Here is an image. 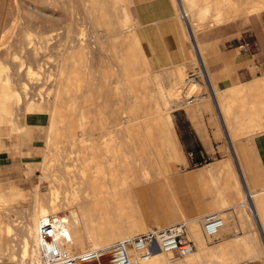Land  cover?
I'll list each match as a JSON object with an SVG mask.
<instances>
[{
	"label": "rangeland",
	"instance_id": "374dc122",
	"mask_svg": "<svg viewBox=\"0 0 264 264\" xmlns=\"http://www.w3.org/2000/svg\"><path fill=\"white\" fill-rule=\"evenodd\" d=\"M138 1L0 0V103L6 102L11 108L6 113L0 104V128L16 126L25 113L35 109H45L49 115L33 176L20 184H0V198H5L0 199V220L12 227L8 233L4 230V223L0 224V259L12 260L15 264H32L29 257L23 258L26 227L36 208L35 201L47 205L51 192H56L58 214L73 216L74 219L69 216L72 222L70 233L80 234L83 238L88 229L95 227L99 231L113 226L127 231L133 220L146 221L144 227L136 232L157 225L156 221H160L161 226L184 221L186 235L196 241V250L200 237L207 248H215L227 240L250 236L254 238L255 246L260 248H255L257 252L261 251L260 257L255 260L253 253L242 252L230 255L223 264H264V238L260 235L256 217L245 204V191L239 179L238 184L233 183L238 173L228 142L224 141L222 151L217 153L183 152L181 150L187 146L179 144L172 121L173 113L184 112L190 104L199 100L203 92L212 93L200 65L203 59L199 57L198 50L204 58L200 36L228 25L248 27L256 21L264 7L250 12L255 0L241 4L238 9L230 7V3L219 6V1L211 0L210 8L205 10L208 0H193V3L187 2L189 6L192 3L189 12L194 25L190 28L179 0H172L193 49L192 72H188L183 64L161 70L148 68L134 32ZM214 6H219L220 15ZM194 38L198 49L191 45ZM194 78L203 85L196 86L191 96H187L182 86ZM4 86L11 93L8 100L1 97ZM172 86L180 88L176 97L169 96V90L174 88ZM192 97L195 100L191 101ZM118 110L120 115H128L127 122L121 125L117 121L114 126L113 123L119 120L114 118L116 113L119 117ZM251 112L252 115L250 113L246 117L250 122L239 125V134L260 127L261 124L254 120L258 117L255 107ZM223 113L230 127L227 109ZM235 137L236 134L232 133V139ZM100 158L104 159V163L100 162ZM111 165H138L140 169L133 167V175L141 171L138 178H142V172L151 174L148 175L151 183L143 179V184L139 183L152 187L149 188L150 192L153 191L149 192L153 196L149 203L150 211L145 207L138 211L130 197L133 209L125 207L128 214L125 217L116 209L115 200H109V204L99 208L91 197L92 192L86 194L84 188L87 182L100 174L102 167L106 170ZM208 165L233 183L235 202L232 207L222 209L221 204L213 203L204 184L186 182L188 172L199 171ZM45 173L47 178H44ZM183 196L190 200V206H185ZM202 198L204 206L192 211ZM119 201L121 205L125 204L124 198ZM210 211H218L225 218L226 225L221 232L229 230L227 234L205 236L203 217L197 218V222L192 221ZM122 216L123 221L120 219ZM250 233H253L252 236ZM87 243L91 245L92 241Z\"/></svg>",
	"mask_w": 264,
	"mask_h": 264
},
{
	"label": "crops",
	"instance_id": "0c3cea01",
	"mask_svg": "<svg viewBox=\"0 0 264 264\" xmlns=\"http://www.w3.org/2000/svg\"><path fill=\"white\" fill-rule=\"evenodd\" d=\"M135 18L134 32L150 70H161L183 64L188 72H192V50L185 35L182 18L172 0H139L135 6ZM200 41L204 49L202 59L214 92H203L199 100L190 104L184 112L172 114L174 134L181 146H187L181 151L217 153L222 151L224 141H227L236 171L239 173L233 183L238 184L239 179L243 189L245 185L254 191L262 190L264 189V11L259 13L256 21L248 27L224 26L214 32L201 35ZM243 41L250 43L244 49L238 47ZM190 100L195 98L192 97ZM253 107L258 112L256 121L262 124L251 132L239 134V127L248 122L243 119ZM224 109L228 111L231 128L226 123ZM48 120L49 115L45 109H35L25 113L16 126L0 128V184H20L33 176L36 169L34 163L38 159ZM180 121L183 124H180ZM232 133L236 134L234 139ZM186 137L187 139L184 140L183 138ZM187 174L189 175L186 176V182L206 186L208 189L206 192L211 195L209 199L213 203L221 204L222 207L226 204L222 209L233 206L234 185L232 186L230 180L220 175L216 168L208 165L199 171H190ZM182 201L185 206H190L187 197L183 196ZM204 204L205 200L200 199L196 208L192 207V211L203 207ZM203 216L204 214L192 221L197 222V218ZM228 232L229 230L224 229L221 235Z\"/></svg>",
	"mask_w": 264,
	"mask_h": 264
},
{
	"label": "bare ground",
	"instance_id": "6f19581e",
	"mask_svg": "<svg viewBox=\"0 0 264 264\" xmlns=\"http://www.w3.org/2000/svg\"><path fill=\"white\" fill-rule=\"evenodd\" d=\"M193 0H179V4L180 7L182 9V14H184L188 27L193 26V22L191 21L190 18V12H189V8L192 5ZM219 1L220 4L219 6L222 5V3H230V7L236 8L238 9V7L243 4V3H249L252 2V0H217ZM187 2H192L191 5L189 6L187 4ZM211 2V0H208V5L206 6L205 10L207 8H210L211 5H209V3ZM205 3V2H204ZM212 4V3H211ZM201 5V4H200ZM219 6L215 7L216 10H218V14L220 15L221 10L219 8ZM203 7V6H202ZM229 7V6H228ZM264 7V0H255L254 4L250 7V12L253 11H259L260 9H262ZM204 9V8H203ZM223 10V8H221ZM103 10V9H102ZM199 10V9H198ZM240 10V9H239ZM226 11V10H225ZM201 12V11H200ZM226 13V12H225ZM235 13V12H234ZM205 14V12H204ZM227 14V13H226ZM201 16V14H200ZM216 16V15H215ZM224 16V15H223ZM227 16H230L229 14H227ZM220 17V16H219ZM226 18V17H225ZM230 18V17H229ZM224 20V19H223ZM222 21V20H221ZM193 34V32H192ZM187 38V37H186ZM189 39V38H188ZM190 40V39H189ZM196 39L194 38V40H192V44L194 45V47H197L196 49H198V46L196 44ZM191 43V42H190ZM80 47V46H79ZM193 47V48H194ZM193 50V49H192ZM193 53V52H192ZM198 54L199 57L202 60V56L200 53V50H198ZM200 60V61H201ZM201 67L203 68V74L206 78L207 81V86L208 88L212 91L214 88H212V85L210 84L208 75H207V71H206V67L205 64L202 60V62L200 63ZM193 76V75H192ZM195 76V75H194ZM195 78H197L195 76ZM191 79L189 82L185 83L186 86H182L183 91L185 92V94L187 96H191L192 91L195 90L196 86H200L203 85L201 82H199L196 79ZM121 79V78H120ZM212 83V82H211ZM180 86V85H179ZM5 87V86H4ZM174 87V86H172ZM194 89V90H193ZM197 89V88H196ZM160 90V89H159ZM162 90V88H161ZM179 91L180 88L174 87L171 90H169V96H177V94L179 95ZM168 93V91H166ZM182 92V91H181ZM10 91L8 90L7 86L4 88L3 93L1 94L2 99L3 100H8V97L10 95ZM14 94V93H12ZM143 94V93H142ZM148 94V93H147ZM162 94V93H161ZM214 94V93H213ZM168 96V97H169ZM175 96V97H176ZM147 97V96H146ZM179 97V96H178ZM10 98V97H9ZM58 98V97H57ZM156 100V99H154ZM0 102H1V98H0ZM157 103V102H156ZM167 103V102H166ZM169 103V102H168ZM219 103V102H218ZM1 104V103H0ZM6 102H2V111L5 109L8 113V109L10 108V105L6 104L7 106L5 107ZM156 105V104H155ZM151 106V104H150ZM153 106V105H152ZM157 106V105H156ZM222 106V105H221ZM8 107V108H7ZM30 107V106H29ZM223 107V106H222ZM160 108V107H158ZM11 109V108H10ZM9 109V110H10ZM31 109H34V107H31ZM151 109V108H150ZM148 109V110H150ZM1 110V109H0ZM4 110V111H5ZM122 109H120V112L123 113V111H121ZM124 110V109H123ZM125 111V110H124ZM155 111V110H154ZM119 112V110H118ZM119 112V117H117L118 113H116L117 115L114 116V118H118L119 120H116L115 118V122H114V118L113 121L114 122V126L115 123L117 122V124H123L126 121V115L125 114H121L120 115ZM160 112V111H159ZM155 113V112H153ZM164 113V112H163ZM251 113V114H250ZM249 114L252 115V112H250ZM150 114V113H149ZM248 114V115H249ZM256 114H258V112H256ZM255 114V115H256ZM9 115V114H7ZM12 115V114H11ZM258 116V115H257ZM13 117V116H12ZM250 117V116H249ZM255 117V116H253ZM256 118H254V120L256 121ZM55 119V118H54ZM136 118H134L135 120ZM133 120V121H134ZM56 121V120H55ZM131 121V120H130ZM249 121L247 118L245 119V122ZM253 121V123L255 122ZM127 122V121H126ZM125 122V123H126ZM132 122V121H131ZM250 122V121H249ZM248 122V123H249ZM260 122V121H258ZM54 123V122H53ZM124 123V124H125ZM247 123V124H248ZM244 124V123H243ZM246 124V123H245ZM257 124V122L255 123ZM254 124V125H255ZM262 124V123H261ZM55 125V124H54ZM120 125V126H121ZM253 125V127H254ZM260 125V124H259ZM56 126V125H55ZM127 126V125H126ZM52 127V126H51ZM118 127V126H117ZM115 127V128H117ZM124 127V126H123ZM112 128V127H111ZM125 128H123L124 130ZM118 130H121V128ZM126 132V130H124ZM122 132V131H121ZM118 135H120V133ZM118 133V132H117ZM122 135V134H121ZM125 135V134H124ZM114 140V139H113ZM117 141V140H116ZM125 143V142H124ZM124 147V146H122ZM111 148V147H109ZM107 148L108 152L110 151V149ZM129 149V148H128ZM104 150V149H103ZM107 152V151H106ZM141 152V151H140ZM102 153V152H101ZM113 153V152H112ZM124 153V152H123ZM137 154V153H136ZM141 154V153H140ZM111 155V154H110ZM124 155V154H123ZM104 155H102L103 157ZM109 156V155H108ZM101 157V158H102ZM139 157V156H138ZM142 157V156H141ZM99 159L100 162H102V159ZM109 158V157H108ZM124 158V157H123ZM122 158V159H123ZM129 158V157H128ZM147 158V157H146ZM110 159V158H109ZM108 159V160H109ZM133 159V158H132ZM138 159V158H137ZM142 159V158H141ZM144 159V158H143ZM142 159V160H143ZM102 160V161H101ZM107 159H105L106 161ZM126 159H124L125 161ZM130 160V159H129ZM141 160V161H142ZM113 161V160H112ZM122 161V162H124ZM138 161V160H137ZM140 161V160H139ZM140 161V162H141ZM109 162V161H106ZM121 162V163H122ZM126 162V161H125ZM134 162H136L134 160ZM144 161H142L143 163ZM147 162V161H146ZM104 163V161L102 162ZM127 164V163H126ZM134 164V163H133ZM138 165L135 166H131V165H111L110 167H108L106 170L103 169V167L101 168V173L93 176L92 180L87 182V186L84 188V191L86 192L87 195H89V192H92V198L95 200L94 202H97V205L99 206V208L104 207L105 205H107L109 200H115V205H116V209L120 210V214H125V217L128 215L126 214L127 210L125 207H129L131 210L133 209L132 204L130 203V197H132L133 199V204L136 207V209L138 211H142L143 207H145V209L147 211H150L149 209V203L151 202V199L153 198L152 194L150 195V190L148 185L144 184V185H140L139 183L141 182V180L143 179V181H148L150 180V177H148V175L145 172H142V178H138V176L140 175V170H138V175L136 172V175L134 174V170L133 167H135L136 169ZM141 166V165H140ZM143 167V166H142ZM141 167V170H143V168ZM135 169V170H136ZM140 169V168H138ZM238 170V169H237ZM150 173V171H149ZM239 174V173H238ZM44 178H47L46 173L44 174ZM135 176L137 178H135ZM151 176V174L149 175ZM235 177V176H234ZM152 179V178H151ZM242 182V181H241ZM142 183V182H141ZM149 183H151V180L149 181ZM157 183V182H156ZM143 184V183H142ZM148 184V182H147ZM151 185V184H149ZM244 185V184H243ZM158 186V185H157ZM233 186V184H232ZM241 187V186H240ZM244 191H245V201H246V205L250 208V210L252 211V214L254 215V217H256V220L258 222V226L260 228L259 232L262 238H264V190H260V191H254L249 187H246L244 185ZM72 189V188H71ZM76 189V188H75ZM74 189V190H75ZM242 192V190H240ZM150 192V193H149ZM223 192V191H222ZM231 193V192H230ZM225 194V193H224ZM229 194V193H228ZM1 195V194H0ZM155 195V194H154ZM230 195V194H229ZM2 196V195H1ZM156 196V195H155ZM226 196V194H225ZM224 196V197H225ZM37 197V196H36ZM241 197V198H242ZM2 199H5L3 197H1ZM0 198V199H1ZM120 198H124L125 204L121 205L119 199ZM229 198V197H228ZM1 199V200H2ZM38 199V197H37ZM36 199V200H37ZM58 196L56 192H51L50 195V199L48 201V204L45 205L44 203H41L39 200L35 201L36 203V208L33 211V214L31 216V219L29 221V224L27 225L26 229H27V237H24L23 239V258H27L29 257L32 264H42L41 262V250L39 249L38 246V235H39V222L40 220L44 219L45 217H47L48 215H52L57 222H63V224L65 225V228L67 229L68 233L71 235L73 242L76 245H79L82 247V251L86 252V251H90L93 248H102L105 252L108 251V249L110 248L111 245H109V243L113 242L114 239L116 238H125V237H129L131 236L133 233H135L136 231H138L139 229H142L146 223L145 220L140 219V220H133V224L131 222V227H129V229L127 231H123V229L121 230V228L119 229V227L115 228L113 227H109L108 225V229H104L103 231H99V228H94V229H88L87 234L85 235V238H83L80 234L77 233H70V230L72 229V222H70V214L66 213V216L64 214L59 215V208H58V202H57ZM228 200V199H227ZM232 200V198H231ZM1 202V201H0ZM5 203V201H3ZM178 202V201H177ZM109 204V203H108ZM229 204V203H228ZM6 205V204H5ZM226 205V204H225ZM224 207V206H223ZM166 208V207H165ZM164 208V210H166ZM227 208V207H226ZM246 208V207H245ZM248 208V209H249ZM183 212L184 211V206H183ZM115 211V210H114ZM65 212V211H64ZM101 212V211H100ZM152 212V210H151ZM165 212V211H164ZM72 213V212H71ZM128 213V212H127ZM156 214V213H155ZM251 214V213H250ZM8 215V214H7ZM148 215V214H147ZM157 215V214H156ZM154 214H151L152 217H157ZM168 215V214H167ZM252 215V216H253ZM70 216V217H69ZM129 216L131 217V214H129ZM222 216V215H221ZM121 217V216H120ZM129 217V218H130ZM161 217V216H159ZM73 218V216L71 217ZM133 218V217H131ZM130 218V219H131ZM162 218V217H161ZM74 219V218H73ZM123 219V216L122 218ZM119 219V220H120ZM132 220V219H131ZM157 220V219H156ZM168 220V219H167ZM224 220V226L226 225V220L225 218H223ZM4 220H2L3 222ZM7 222V221H6ZM107 222V221H106ZM262 222V223H261ZM4 223V222H3ZM3 223H1L0 220V224L2 225ZM129 223V222H128ZM168 223V222H166ZM108 224V222H107ZM157 226H161L160 224H162L160 221H156ZM0 225V229L2 228V226ZM103 225V224H102ZM169 225V224H168ZM97 226V225H96ZM223 226V227H224ZM4 230H6L8 233L11 232L12 227L9 225V223H4ZM222 227V228H223ZM106 228V227H104ZM102 230V229H100ZM221 233L220 232L217 234L219 235ZM248 234V233H247ZM253 234V233H252ZM252 234L250 233V235L252 236ZM198 235V234H197ZM216 235V236H217ZM247 236V235H246ZM240 237V236H239ZM196 238V237H195ZM201 239V237H200ZM198 238L197 240V250L191 255L189 256V261L190 264H223L224 263V259H228V257L230 255H234V254H243L242 252L245 253H253L255 255L254 259L257 260V258L260 257L261 255V251L259 250V252H257L256 249H258L259 247H257V245L255 246V242H254V238L253 237H245V238H241L239 240H235V239H230L225 241L224 243H222L221 245L215 247V248H207L205 246V243H203L201 240ZM10 240V239H9ZM88 240L92 241V244L90 245L88 242ZM261 240V239H260ZM263 240V239H262ZM258 241V240H257ZM10 242V241H9ZM196 242V241H195ZM87 243V245H86ZM262 244V243H261ZM3 246V245H2ZM11 246V245H10ZM260 246V245H258ZM8 247V246H7ZM257 247V248H256ZM263 246H261L262 248ZM256 248V249H255ZM260 249V248H259ZM243 250V251H242ZM264 254V251L262 252ZM191 257V258H190ZM107 257L103 258V261L106 259ZM102 262V261H101ZM82 264H98L99 262L97 261H92V260H84L81 262ZM142 264H167V259L165 257V255L160 252L158 249H154L153 251H151V253L142 261Z\"/></svg>",
	"mask_w": 264,
	"mask_h": 264
},
{
	"label": "built area",
	"instance_id": "2783aa9c",
	"mask_svg": "<svg viewBox=\"0 0 264 264\" xmlns=\"http://www.w3.org/2000/svg\"><path fill=\"white\" fill-rule=\"evenodd\" d=\"M249 44L243 41L238 47L244 49ZM223 226L224 220L218 211L204 214L202 230L205 236H216ZM185 230L184 221L165 226L151 225L129 237L114 241L107 252L102 248L83 252L73 242L63 222H57L50 214L39 222L38 246L42 264H82L84 260L97 261L98 264H142L143 259L154 249L165 255L167 264H190L188 258L195 252L196 245ZM104 257L107 258L103 261ZM0 264L15 262L0 259Z\"/></svg>",
	"mask_w": 264,
	"mask_h": 264
}]
</instances>
